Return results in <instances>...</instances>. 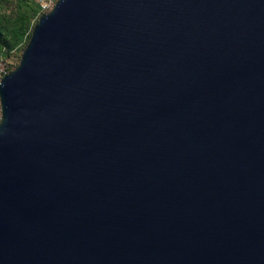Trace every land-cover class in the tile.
<instances>
[{
    "label": "water",
    "instance_id": "obj_1",
    "mask_svg": "<svg viewBox=\"0 0 264 264\" xmlns=\"http://www.w3.org/2000/svg\"><path fill=\"white\" fill-rule=\"evenodd\" d=\"M0 109V264H264V0H56Z\"/></svg>",
    "mask_w": 264,
    "mask_h": 264
},
{
    "label": "rangeland",
    "instance_id": "obj_2",
    "mask_svg": "<svg viewBox=\"0 0 264 264\" xmlns=\"http://www.w3.org/2000/svg\"><path fill=\"white\" fill-rule=\"evenodd\" d=\"M20 13L30 15L27 18L26 30L19 36L16 30L20 24ZM38 17L34 0H2L0 2V60L4 62L8 72L17 66Z\"/></svg>",
    "mask_w": 264,
    "mask_h": 264
},
{
    "label": "built area",
    "instance_id": "obj_3",
    "mask_svg": "<svg viewBox=\"0 0 264 264\" xmlns=\"http://www.w3.org/2000/svg\"><path fill=\"white\" fill-rule=\"evenodd\" d=\"M34 2L37 7L38 16H40L41 14L51 10L56 0H34ZM7 73L8 70L5 68L4 62L0 60V80ZM0 121H1V109H0Z\"/></svg>",
    "mask_w": 264,
    "mask_h": 264
},
{
    "label": "trees",
    "instance_id": "obj_4",
    "mask_svg": "<svg viewBox=\"0 0 264 264\" xmlns=\"http://www.w3.org/2000/svg\"><path fill=\"white\" fill-rule=\"evenodd\" d=\"M2 0H0L1 2ZM35 9L37 10V7L35 5ZM29 15L30 14H27V13H20L19 15V20H20V24L19 26L17 27V35H22V33L26 30L27 28V25H28V22H27V18H29Z\"/></svg>",
    "mask_w": 264,
    "mask_h": 264
}]
</instances>
